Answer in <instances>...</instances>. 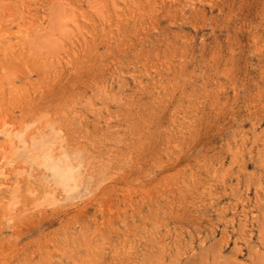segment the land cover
<instances>
[{"label": "rangeland", "instance_id": "374dc122", "mask_svg": "<svg viewBox=\"0 0 264 264\" xmlns=\"http://www.w3.org/2000/svg\"><path fill=\"white\" fill-rule=\"evenodd\" d=\"M0 264H264V0H0Z\"/></svg>", "mask_w": 264, "mask_h": 264}, {"label": "bare ground", "instance_id": "6f19581e", "mask_svg": "<svg viewBox=\"0 0 264 264\" xmlns=\"http://www.w3.org/2000/svg\"><path fill=\"white\" fill-rule=\"evenodd\" d=\"M53 158V157H52ZM57 158V157H56ZM49 159H50V157H49ZM55 159V158H54ZM52 159H50V161H51ZM59 160V159H58ZM59 161H61V160H59ZM52 163H53V161H52ZM65 164H67V163H65ZM51 165V164H50ZM58 165V164H57ZM56 166V165H55ZM51 167V166H50ZM62 167V166H61ZM64 167V166H63ZM68 167V166H67ZM54 169V168H53ZM56 169H57V167H56ZM55 171V170H54ZM60 171H61V169H60ZM70 171V170H69ZM61 172H63V171H61ZM58 173V172H57ZM66 174V173H65ZM7 175V174H6ZM70 175V174H69ZM67 181H69V179H68V175H67ZM66 181V182H67ZM71 182V181H70ZM69 182V183H70ZM62 183V182H61ZM65 187H67V185L65 186Z\"/></svg>", "mask_w": 264, "mask_h": 264}]
</instances>
